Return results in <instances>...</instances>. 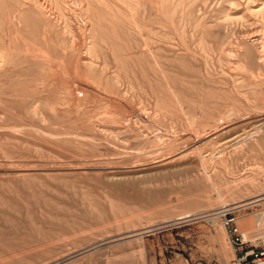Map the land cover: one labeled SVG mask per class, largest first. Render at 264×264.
Listing matches in <instances>:
<instances>
[{"label": "rangeland", "instance_id": "1", "mask_svg": "<svg viewBox=\"0 0 264 264\" xmlns=\"http://www.w3.org/2000/svg\"><path fill=\"white\" fill-rule=\"evenodd\" d=\"M231 208L264 212V0H0V264H229Z\"/></svg>", "mask_w": 264, "mask_h": 264}, {"label": "built area", "instance_id": "2", "mask_svg": "<svg viewBox=\"0 0 264 264\" xmlns=\"http://www.w3.org/2000/svg\"><path fill=\"white\" fill-rule=\"evenodd\" d=\"M223 224L228 228L235 251L229 264H264V217L256 229L241 228L231 208L223 212Z\"/></svg>", "mask_w": 264, "mask_h": 264}, {"label": "bare ground", "instance_id": "3", "mask_svg": "<svg viewBox=\"0 0 264 264\" xmlns=\"http://www.w3.org/2000/svg\"><path fill=\"white\" fill-rule=\"evenodd\" d=\"M257 201H259V200H255L253 202H257ZM248 204H251V203H248ZM248 204H240V206H237V207H243V206H246ZM263 217H264V212L259 213V214L255 215L249 219H246L244 221H241V224H242L243 228L248 229V227H252V228L256 229V225L258 223L262 222Z\"/></svg>", "mask_w": 264, "mask_h": 264}]
</instances>
